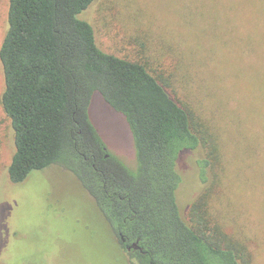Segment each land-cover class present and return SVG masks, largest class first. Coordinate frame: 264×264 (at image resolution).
I'll return each instance as SVG.
<instances>
[{
    "label": "trees",
    "instance_id": "trees-1",
    "mask_svg": "<svg viewBox=\"0 0 264 264\" xmlns=\"http://www.w3.org/2000/svg\"><path fill=\"white\" fill-rule=\"evenodd\" d=\"M93 1L9 0L0 60L15 139L10 179L55 163L74 172L107 225L105 264H257L246 239L227 228L229 207H215L228 182L220 135L148 61L98 45L83 16ZM96 100L125 120L134 167L109 151L91 115ZM198 148L208 182L185 217L177 166ZM135 242L141 249L128 248Z\"/></svg>",
    "mask_w": 264,
    "mask_h": 264
},
{
    "label": "rangeland",
    "instance_id": "rangeland-1",
    "mask_svg": "<svg viewBox=\"0 0 264 264\" xmlns=\"http://www.w3.org/2000/svg\"><path fill=\"white\" fill-rule=\"evenodd\" d=\"M8 8L0 0V46ZM83 16L103 50L148 61L220 135L228 182L215 207H229L227 228L264 264V0H94ZM4 88L0 60V264H105L107 225L74 172L55 163L22 182L10 179L15 139ZM91 115L109 151L134 167L123 117L98 100ZM203 154L190 150L178 161L185 217L208 182L200 176Z\"/></svg>",
    "mask_w": 264,
    "mask_h": 264
},
{
    "label": "water",
    "instance_id": "water-1",
    "mask_svg": "<svg viewBox=\"0 0 264 264\" xmlns=\"http://www.w3.org/2000/svg\"><path fill=\"white\" fill-rule=\"evenodd\" d=\"M132 246L133 247H135V248H139V249H141L138 245H137V243L135 242V243H133L129 248L131 249L132 248Z\"/></svg>",
    "mask_w": 264,
    "mask_h": 264
},
{
    "label": "flooded vegetation",
    "instance_id": "flooded-vegetation-1",
    "mask_svg": "<svg viewBox=\"0 0 264 264\" xmlns=\"http://www.w3.org/2000/svg\"><path fill=\"white\" fill-rule=\"evenodd\" d=\"M106 156H108V155H106ZM130 246H131V245H129L128 248H129ZM134 248H135V247H134ZM129 249H130V248H129Z\"/></svg>",
    "mask_w": 264,
    "mask_h": 264
}]
</instances>
